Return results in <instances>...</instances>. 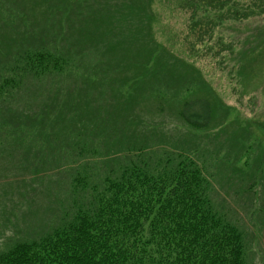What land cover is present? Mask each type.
<instances>
[{"label": "trees", "instance_id": "obj_1", "mask_svg": "<svg viewBox=\"0 0 264 264\" xmlns=\"http://www.w3.org/2000/svg\"><path fill=\"white\" fill-rule=\"evenodd\" d=\"M24 1L0 0V171L16 163L47 168L49 149L62 152L59 167L79 166L59 183L43 233L16 239L0 251V264H248L245 232L218 208L215 175L195 159L204 136L197 134L218 128L238 137L204 157L217 161L215 169L229 161L225 171L233 179L238 171L237 182L251 188L255 171L240 157L255 154L252 166L264 173V127L217 122L231 107L187 61L204 51L220 64L237 55L232 70L239 72V56L262 50L264 41L235 47L215 29L256 11L264 22V0H184L187 35L200 36L186 61L169 60L155 44L142 17L151 0H51L45 12ZM32 98L43 107L32 111ZM48 98L56 103L48 106ZM145 116L169 128L143 133ZM24 144L29 151L14 156ZM225 146L234 149L221 158Z\"/></svg>", "mask_w": 264, "mask_h": 264}, {"label": "rangeland", "instance_id": "obj_2", "mask_svg": "<svg viewBox=\"0 0 264 264\" xmlns=\"http://www.w3.org/2000/svg\"><path fill=\"white\" fill-rule=\"evenodd\" d=\"M246 1L249 2V0ZM26 2L27 0L24 1V3ZM257 2L255 1V3ZM28 3H32V5H35L40 10L44 9L43 12H45L49 8L51 0H30ZM183 3L186 2L184 0H151L146 7L147 11L142 16L144 21L148 15L152 37L158 49L164 50L167 53L166 57L173 61L174 59L172 57L169 58V56L174 55L185 61L189 60L185 52L190 49V44H197L200 37L197 36L194 39L191 35H187L191 25L189 22L190 13L187 11V8L190 7H186V4ZM255 13H251L244 23L229 21L227 24L231 25L226 27L220 26L215 29L216 34L218 35L222 31H225L224 36L226 38L230 36V40L235 41V47H244L246 40L251 44L257 41H264V32L260 28L264 25V22H259L258 17L260 16H257ZM227 15L230 14L225 12L224 18ZM138 22H141V20ZM213 31L214 29H210V37L214 35L215 31ZM185 35L187 36L184 37ZM185 38L190 40V43L184 42ZM204 38L207 42L211 40L209 37ZM221 39V36L214 37V42H219ZM229 42L227 44L230 45ZM249 43L246 42V45L251 47ZM210 55L212 53L204 51L187 62H196L194 66L199 73V76L196 78L199 77L203 83L209 84L217 97L227 106L231 107L232 112L228 115L226 114V119L224 116H219L217 122L226 120L228 123L237 118L242 121H251L259 127H264V47L262 50L257 49L255 52L253 51V53L244 55L242 58L239 56L242 68L237 73L235 70H232L238 58L237 55L230 62L225 63L224 61L222 64L213 60L212 57L208 58ZM221 57L224 58L225 56ZM227 66L229 67L225 70ZM196 78H193V80ZM49 88L47 87L45 90H49V93H51ZM49 93L46 94V97ZM39 96H42V93ZM31 100L33 102L32 105L35 107L32 111H37L45 103L42 99L39 101L38 98H32ZM55 103V99H47L48 106ZM24 105L26 109L23 114L27 116L29 114L27 105H31L30 99L25 101ZM144 119L147 126L145 124V126H142L143 133L151 134L153 129L169 128L168 124H161L160 120L154 117L145 116ZM31 120L35 123L37 122L35 118ZM148 122L151 125H148ZM197 135L204 136L201 137V141L198 139L197 143L200 146V151H198L199 156L195 159L200 161L198 162L200 165H206L204 166V169L207 171L206 173L215 175L210 180L214 187V199L218 208L228 219L236 223L245 232L248 245V264H264V173L261 174V171L263 172L262 169L252 166L255 154H251V157L248 155L240 157V164H244L247 161L255 171L256 176L250 188L249 185L243 186L240 182H237L242 178L238 171L234 175V179L230 172L225 171V168L229 166V161L221 159L223 161L215 169L211 167L217 161L208 160L205 158L209 157H204L206 149L216 151L217 147L220 148L223 145H236L238 137L226 135L223 133V130L218 128L216 130L210 129L206 133L203 132ZM250 136L252 141H259L255 136L252 137V133ZM169 142L175 141L169 138ZM260 142L264 144V137ZM27 146L28 144H24L23 147H18L14 151V156L17 154L18 158H20L24 152L29 151ZM117 146L121 147L120 144ZM109 148L106 147V151ZM229 148L230 146L222 150L221 158L225 157L228 151L234 149ZM32 151L36 150L33 149ZM255 152L256 154L258 153L257 151ZM47 154L50 158L47 168H42V165L33 164L27 169L26 166L22 167L16 163L14 167L10 165L11 168H5L4 172L0 171V251L10 248L16 239L26 236L37 237V234L43 233L45 228L44 223L50 219L46 209H49L53 206L51 204L55 203L59 194V183L63 184L61 183L62 181L68 180L73 168L76 169L79 166L76 161L67 160L59 167L58 162L57 165L54 163L57 161L58 156H62V152L49 149L47 150ZM235 154V152H232L230 155L233 157ZM66 158L67 156L64 159ZM236 158L234 157V159ZM238 166L240 167L239 164ZM245 169L246 171L243 169L241 171H244L247 177H249L250 171L248 168ZM45 170L50 171L44 173Z\"/></svg>", "mask_w": 264, "mask_h": 264}]
</instances>
